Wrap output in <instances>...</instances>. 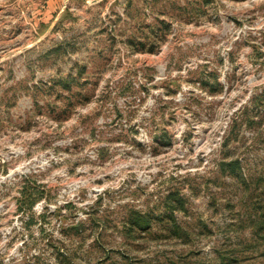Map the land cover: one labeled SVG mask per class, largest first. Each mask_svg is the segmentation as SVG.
<instances>
[{
	"label": "rangeland",
	"instance_id": "1",
	"mask_svg": "<svg viewBox=\"0 0 264 264\" xmlns=\"http://www.w3.org/2000/svg\"><path fill=\"white\" fill-rule=\"evenodd\" d=\"M131 1L0 0V264H219L238 236L264 264L260 190L220 169L264 161V0ZM174 194L183 236L128 232Z\"/></svg>",
	"mask_w": 264,
	"mask_h": 264
},
{
	"label": "trees",
	"instance_id": "2",
	"mask_svg": "<svg viewBox=\"0 0 264 264\" xmlns=\"http://www.w3.org/2000/svg\"><path fill=\"white\" fill-rule=\"evenodd\" d=\"M168 26V25H167ZM85 67L81 68L78 73L79 77H82L85 73ZM204 85H208V82L204 81ZM218 89V88H217ZM216 90V89H215ZM259 102V101H258ZM251 116L248 115V118ZM241 126V123L234 119L233 124L231 125L229 134L226 136L225 145H227L230 139L234 138L237 135V130ZM220 169L232 176L237 181H240L244 184L245 190L250 191L248 196H252L255 191L260 190L259 198L256 197L255 200H250V202H246L247 206H249V212L246 213V216H240L237 218V222H241L242 228H251V236L253 240H261L264 239V161L262 164V168L256 174H252L250 178L245 177V172L243 169V163L239 158H222L220 161ZM168 201V205L163 212L160 210H156L155 208H151L147 211L134 210L127 218V229L128 232L136 230L141 233L142 231L147 230L153 223L159 224L162 221H170L171 226L168 229L171 231L170 234L174 235H182L183 230L180 226L176 225V221L173 224L172 220L174 217L172 216V212L174 211L172 208H182L185 206V200L182 199V196L175 194L170 196ZM246 199V198H245ZM247 200V199H246ZM244 200V202L246 201ZM254 201V202H253ZM235 224V223H234ZM178 226V227H177ZM244 238L238 236L237 242L231 243L230 245H226L223 247L216 248V257L218 259L219 264H247L245 259H250L251 256H243L245 252L250 251L253 252L254 249H257L255 242H244ZM61 261L64 263L72 262L68 260L66 257L61 254ZM261 255H264V250L261 251ZM67 259V260H66Z\"/></svg>",
	"mask_w": 264,
	"mask_h": 264
},
{
	"label": "crops",
	"instance_id": "3",
	"mask_svg": "<svg viewBox=\"0 0 264 264\" xmlns=\"http://www.w3.org/2000/svg\"><path fill=\"white\" fill-rule=\"evenodd\" d=\"M64 4H78V16L81 13L82 15H85L86 17H88L92 13L91 10L94 9V7H96L95 5L99 6L102 4L103 5L104 4L105 5L106 4H133V2L131 0H48V7L55 8V6L57 5L60 6ZM86 26L91 27V24L89 23Z\"/></svg>",
	"mask_w": 264,
	"mask_h": 264
}]
</instances>
